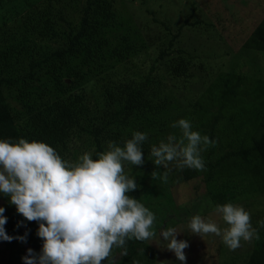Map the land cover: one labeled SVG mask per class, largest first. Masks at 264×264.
Masks as SVG:
<instances>
[{"label":"trees","instance_id":"1","mask_svg":"<svg viewBox=\"0 0 264 264\" xmlns=\"http://www.w3.org/2000/svg\"><path fill=\"white\" fill-rule=\"evenodd\" d=\"M68 4L78 7L74 19L64 10ZM144 4L120 13L110 0H0V138L42 141L62 158L75 161L87 149L96 158L107 141L122 146L134 131H142L147 134L141 144L143 159L151 158L149 147L180 109L157 74L168 70L170 78L186 83L199 55L192 46L180 44L186 39L192 44L191 35L202 26L214 29L221 24L211 16L210 22L198 20L194 14L198 3L189 0V14L180 15L179 24L168 30L156 11ZM243 48L264 53V17ZM175 54L177 63L172 65ZM140 56L143 62H137ZM258 73L252 78L239 72L216 75L181 117L215 140L201 152L203 169L182 170L183 182H204L201 199L211 209L234 200L263 199L264 70ZM133 167L124 164L125 172ZM128 195L141 202L139 186ZM163 198L165 212L172 215L178 210L172 193ZM196 206L194 198L183 208L186 214L180 218L187 227L191 210L199 213ZM6 218V234L26 235L23 241L10 242L33 243L38 253L36 222L27 221L15 208ZM256 228L260 230L251 239L253 247L231 254L232 264H264V226ZM147 240L126 241L127 254L117 251L114 256L120 258L113 257V264H134L137 247L146 250Z\"/></svg>","mask_w":264,"mask_h":264},{"label":"clouds","instance_id":"2","mask_svg":"<svg viewBox=\"0 0 264 264\" xmlns=\"http://www.w3.org/2000/svg\"><path fill=\"white\" fill-rule=\"evenodd\" d=\"M262 20V19H261ZM171 127L180 135L169 133L158 144L151 145L155 165L178 166L201 170L205 167L201 152L214 139L192 128L191 122L179 118ZM147 134L134 131L130 139L118 145L106 142V149L96 153L85 151L75 161L62 158L42 141L0 138V195L27 221L37 224L36 236L41 239L39 252L26 249L23 264H113L114 254H127L126 241H144L153 237L154 213L128 193L138 187L134 177L124 170L125 162L144 163L141 144ZM214 211L226 225L199 213L188 220L191 233L214 234L229 249H236L242 240L249 241L257 233L250 222V213L242 205L225 202ZM5 208L0 206V240H25V236H9L5 232ZM264 226V220H258ZM174 227L163 228L159 236L176 260L185 261L184 239H177ZM135 264V262H134Z\"/></svg>","mask_w":264,"mask_h":264},{"label":"rangeland","instance_id":"3","mask_svg":"<svg viewBox=\"0 0 264 264\" xmlns=\"http://www.w3.org/2000/svg\"><path fill=\"white\" fill-rule=\"evenodd\" d=\"M112 7L120 13L121 9L146 4L156 11L159 21H165L168 30H173L180 22V15L189 14V0H110ZM196 5L194 14L200 21L210 22V16L217 18L219 24L216 28L201 27L202 30L192 34L193 43L186 42L180 44L181 47L187 49H196L199 58L192 63V68L188 71L193 75L186 83L170 78L168 70L162 75L157 74L158 80L172 93L179 104V112H176L173 119L166 120V128L162 131L160 138L156 139V143L164 140L169 133L179 136L178 128L171 127L172 122L183 117L186 111L185 107L191 104L200 93L215 80V76L220 73H240L244 77H254L260 70H264V53L249 51L243 48L245 40L251 31L260 23L264 17V0H195ZM144 4V5H145ZM65 8V12L69 13L70 18L74 19L78 7L72 8L70 4ZM156 9V10H155ZM6 13L9 12L6 11ZM213 21V19H212ZM178 23V24H177ZM204 28V29H203ZM148 37L152 35V28L148 29ZM213 31V32H212ZM141 36L145 37L143 31ZM143 33V34H142ZM195 37V38H194ZM145 40V39H144ZM192 46V47H191ZM178 50V46L175 47ZM176 55L172 59V65L177 63ZM143 56H140L137 62H143ZM259 74V73H258ZM115 77V76H114ZM264 77V75H263ZM166 94V93H165ZM175 118V119H174ZM21 124H17L19 127ZM240 130H245L244 127ZM83 142L89 143V139L84 135ZM80 151L83 149L81 143L78 144ZM151 147H149L150 149ZM89 151V149H87ZM90 152V151H89ZM154 157H149L141 165H135L131 171L126 172L133 176L141 191V203H143L155 215L153 223V237L146 242V250L137 247V254L134 258L135 264H177L173 253L166 249V241L159 236V232L163 228L174 227L179 233L176 238L187 241L188 246L183 249L185 253V261L183 264H232L230 262L231 254L236 252H245L251 250L253 241L240 242V246L236 249H229L220 237L214 234H205L201 237L191 233L181 216H185L183 210L185 204L189 200L196 198L197 206L195 210L199 213H207L206 217L214 220L220 227L226 225L215 213L214 208L206 199H201V195L205 191L203 181L192 180L183 182L182 170L184 167L178 166L176 161L168 162L166 168L152 163ZM172 162V163H171ZM129 170V168H127ZM170 171V172H169ZM248 182L242 184L246 189ZM168 192L172 193L175 199L176 212L166 213L163 208V201ZM262 198L254 197L248 200H241L233 204L242 205L250 213V222L256 231L258 220H264V196ZM257 203V204H256ZM0 206L5 208L3 215L6 217L15 208L8 202L6 195H0ZM152 208H154L152 210ZM191 213H193L191 210ZM170 216H168V215ZM204 217L203 215H201ZM181 220V221H179ZM264 231V229L262 230ZM33 249V243L10 242L0 240V264H23L21 257L26 255V249ZM114 261L119 260V255L114 256ZM104 264V261H101ZM178 264H181L179 262ZM233 264H242L234 262Z\"/></svg>","mask_w":264,"mask_h":264}]
</instances>
